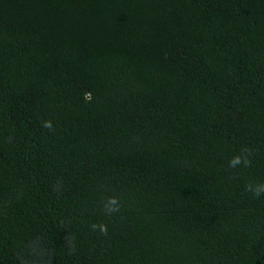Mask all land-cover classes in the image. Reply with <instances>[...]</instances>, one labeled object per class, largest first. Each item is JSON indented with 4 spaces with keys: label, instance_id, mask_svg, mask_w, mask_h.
I'll use <instances>...</instances> for the list:
<instances>
[{
    "label": "trees",
    "instance_id": "trees-1",
    "mask_svg": "<svg viewBox=\"0 0 264 264\" xmlns=\"http://www.w3.org/2000/svg\"><path fill=\"white\" fill-rule=\"evenodd\" d=\"M261 186L264 0H0V264H264Z\"/></svg>",
    "mask_w": 264,
    "mask_h": 264
},
{
    "label": "clouds",
    "instance_id": "clouds-1",
    "mask_svg": "<svg viewBox=\"0 0 264 264\" xmlns=\"http://www.w3.org/2000/svg\"><path fill=\"white\" fill-rule=\"evenodd\" d=\"M239 161H234V163H238ZM264 193V186H261V187H258L256 190H255V195L259 196L260 194ZM114 203V202H113Z\"/></svg>",
    "mask_w": 264,
    "mask_h": 264
}]
</instances>
